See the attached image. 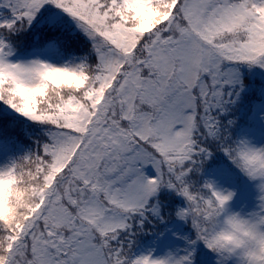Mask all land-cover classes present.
I'll list each match as a JSON object with an SVG mask.
<instances>
[{
	"label": "snow or ice",
	"instance_id": "1",
	"mask_svg": "<svg viewBox=\"0 0 264 264\" xmlns=\"http://www.w3.org/2000/svg\"><path fill=\"white\" fill-rule=\"evenodd\" d=\"M48 5L91 63L11 59ZM245 65L264 69V0H0V101L49 137L0 169V264H196L198 242L217 264H264V146L228 119ZM215 153L258 181L250 218L200 175ZM173 214L195 231L183 254L135 256L136 233Z\"/></svg>",
	"mask_w": 264,
	"mask_h": 264
},
{
	"label": "rangeland",
	"instance_id": "2",
	"mask_svg": "<svg viewBox=\"0 0 264 264\" xmlns=\"http://www.w3.org/2000/svg\"><path fill=\"white\" fill-rule=\"evenodd\" d=\"M75 24L77 26H74ZM53 26H58L59 29L64 28V32H66L67 29L72 28L74 32L76 31L84 35L85 39L91 45V40L80 29L75 19H73L67 13L63 12V10L56 8L54 5H48L43 8L40 13H38L37 18L32 23V26L28 28L25 33L20 34V37L16 38L15 53L11 57V59L14 62H28L40 59L45 62L52 63L55 66H75L82 60H86L82 57H75L71 54L68 55L66 52L63 53L61 50H59L58 45L56 43L54 44V42L57 41V38L55 36L53 37L54 41H44V43L48 45L47 52L44 51L42 53H28L30 52L28 50L29 36L31 35L32 40H35L37 39V37L41 36V32L47 31V33H49V31H51L49 27L52 28ZM22 38H26V42H24ZM20 42L24 43L21 44ZM35 46L39 45L36 44ZM32 47H34V45ZM87 62L89 61L87 60ZM248 68L251 69V72L249 71L250 75L258 74L257 77L259 78H257V89L259 91V96L261 97V99H263V102H260L257 105V112L253 117L252 122V125L254 127L253 130H246L243 138L249 140L253 145L260 147L264 146V69L255 65L252 67H248L247 65H245L240 69L242 76L244 75L245 71H248ZM14 115L19 120H28L26 117L22 116L16 111L14 112ZM8 117L9 115L6 110L3 107H0V118L4 119ZM33 123L36 126V128L34 127L35 129H40L41 131L43 130L48 137V125L36 122ZM44 137L41 138L42 141L40 143L47 142L49 137ZM11 149V146L9 147L4 140L0 139V169H3L4 167H7L12 163V156L10 154ZM214 155L217 157L208 160V166L210 165V168L209 170H206V173L204 172V177L205 179L214 181L219 190H227L234 194L228 205L229 212L239 214L242 218H250L253 214L258 213L260 210V196L262 195L261 190L258 187V181L249 179L238 168H236L232 164H228L226 158L219 155V153H215ZM147 172L151 173L152 175L155 174L151 168H148ZM242 183H244L246 187L244 185L242 187ZM164 190L166 193L165 195L163 194L161 196L165 198V200L170 201L168 207H172L173 205L183 206V202L176 203L177 195H175V193H171L167 189ZM164 190H162V192H164ZM180 198L182 197L178 196V199ZM166 222L170 223L168 228L166 227V224L169 223ZM166 222H162L163 225L165 224L164 231L162 232V237L158 236L156 239H151V242L149 244L143 243L144 237H148L145 236V234H147L146 232L148 231L152 232V228L159 224H157L153 220L152 223H146V225L148 226H145L143 231L136 233V243L141 244V249L135 251V256L150 255L153 259H163L171 255H182L184 250L189 247V240H195V231L194 229H192L190 223H186L185 221L180 220L178 217H175L174 214L173 219ZM201 250H203V252H201ZM195 252L197 257L201 256L204 264H217L216 254L205 247L202 242H198L195 245ZM207 254H211V256L207 257ZM231 264H238V261L233 258Z\"/></svg>",
	"mask_w": 264,
	"mask_h": 264
},
{
	"label": "trees",
	"instance_id": "3",
	"mask_svg": "<svg viewBox=\"0 0 264 264\" xmlns=\"http://www.w3.org/2000/svg\"><path fill=\"white\" fill-rule=\"evenodd\" d=\"M74 26H77L76 24ZM51 31L47 33L41 32L40 37H37V39L32 40L31 35L29 36V51L28 53L32 52H38L42 53L46 50H48V45L44 43V41H54V36L57 38V41L54 42L58 45L59 50H61L63 53H67L68 55L71 54L75 57H82L86 60H88L90 63L94 59V54L91 52V45L88 43V41L85 39V36L81 33L74 32L71 29H67L66 32H64V28L59 29L58 26H53L52 28L49 27ZM64 33V34H63ZM43 34V35H42ZM66 34V35H65ZM45 35V36H44ZM66 36V37H65ZM20 37V35L18 36ZM22 37V36H21ZM24 42H26V38H22ZM22 41V40H21ZM24 42H20L23 44ZM33 42V43H32ZM34 47H32L33 45ZM38 44L39 46H35ZM22 56V55H18ZM249 71L251 72V69L248 68V71L244 72V75L242 76V79L245 84V89L242 91V100L238 101L236 105L232 106V111L228 114V119H232L235 121V126L233 127V133L235 136L243 138V135H245L246 129H249L253 127V117L255 116L257 112V105L260 102H263V99L259 96L258 91V80L257 77L258 74L250 75ZM0 107H3L6 112L8 113L9 117L1 119L0 118V139L4 140L6 144L11 149V156L12 161L18 160L20 157L24 156L26 153H30L35 151L39 143L42 141V137H47V134L40 129H35L36 126L34 125L33 121L30 119L28 120H19L14 115L15 110L9 107L7 104L0 101ZM251 123V124H250ZM35 127V128H34ZM41 136V137H40ZM44 137V138H45ZM48 138V137H47ZM49 139V138H48ZM222 157L224 156L223 153H219ZM215 156V155H214ZM217 157V156H215ZM225 157V156H224ZM228 164H232L227 157H225ZM209 161H207L205 165V170L200 173V175L205 179V173L206 170H209L210 165L208 166ZM233 165V164H232ZM234 166V165H233ZM205 172V173H204ZM245 183V182H244ZM242 183L246 187V185ZM243 190V189H242ZM164 192H161V195H165ZM183 198L178 199L177 196V202H183ZM169 223V222H166ZM169 224H166V227L168 228ZM148 226V225H146ZM152 226V225H151ZM155 226V225H153ZM164 226L162 223L152 228V232L148 231L146 232L143 239V243L149 244L151 242V239H156L158 236L162 237V232L164 231ZM149 228V227H146ZM157 234V235H156ZM144 235V234H143ZM137 237L134 240L133 246H132V253L134 254L136 250L141 249L139 243H136ZM203 249V248H202ZM203 252V250H201ZM207 257L211 256V254H207ZM197 264H204L203 259H201V256H198L196 259Z\"/></svg>",
	"mask_w": 264,
	"mask_h": 264
}]
</instances>
